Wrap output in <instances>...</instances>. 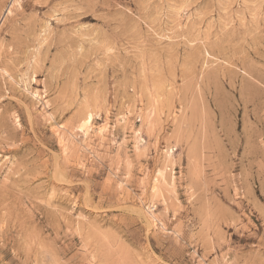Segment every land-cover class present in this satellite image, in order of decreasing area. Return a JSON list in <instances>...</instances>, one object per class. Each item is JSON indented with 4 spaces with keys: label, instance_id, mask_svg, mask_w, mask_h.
Returning a JSON list of instances; mask_svg holds the SVG:
<instances>
[{
    "label": "rangeland",
    "instance_id": "1",
    "mask_svg": "<svg viewBox=\"0 0 264 264\" xmlns=\"http://www.w3.org/2000/svg\"><path fill=\"white\" fill-rule=\"evenodd\" d=\"M0 264H264V0H0Z\"/></svg>",
    "mask_w": 264,
    "mask_h": 264
},
{
    "label": "bare ground",
    "instance_id": "2",
    "mask_svg": "<svg viewBox=\"0 0 264 264\" xmlns=\"http://www.w3.org/2000/svg\"><path fill=\"white\" fill-rule=\"evenodd\" d=\"M6 13V12H5ZM91 119H92V117L89 115L88 117H87V120H86V124H88V123H90V121H91ZM85 124V123H84ZM84 124H82V125H84ZM85 124V125H86ZM89 125V124H88ZM87 125V126H88ZM82 127V126H81ZM86 129V128H85Z\"/></svg>",
    "mask_w": 264,
    "mask_h": 264
}]
</instances>
